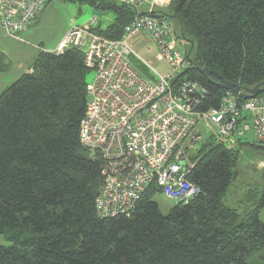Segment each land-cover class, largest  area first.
Wrapping results in <instances>:
<instances>
[{
    "label": "trees",
    "instance_id": "1",
    "mask_svg": "<svg viewBox=\"0 0 264 264\" xmlns=\"http://www.w3.org/2000/svg\"><path fill=\"white\" fill-rule=\"evenodd\" d=\"M79 1L113 13L106 28L95 27L109 39L136 15L116 0ZM151 14L175 21L194 44L178 79L199 81L216 100L223 81L251 88L264 79V0H171ZM37 50L28 71L0 92V234L10 241L0 245V264H250L255 252L264 261V189L252 184L241 211L222 202L242 148L264 158V144L240 140L228 149L208 136L191 155L188 178L199 192L188 203L162 214L151 184L129 215L100 217L101 162L79 141L84 51ZM9 66L0 51V73Z\"/></svg>",
    "mask_w": 264,
    "mask_h": 264
},
{
    "label": "built area",
    "instance_id": "2",
    "mask_svg": "<svg viewBox=\"0 0 264 264\" xmlns=\"http://www.w3.org/2000/svg\"><path fill=\"white\" fill-rule=\"evenodd\" d=\"M116 1L136 12L119 39L96 33L94 17L83 26L71 27L51 50L82 49L85 66L94 72L85 85L79 141L101 162L95 200L100 217L129 215L151 184L175 204L193 199L199 189L188 176L194 165L192 151L204 135L198 128L202 121L214 125L217 141L228 149L249 131L264 144V92L242 100L225 90L216 100L199 81L178 79L189 66L185 52L176 49L183 39L172 19L151 14L153 9L167 8L171 0ZM46 2L0 0V27L18 38L36 22ZM144 5L153 9L139 12ZM137 33L149 37L169 66L167 73L150 67L155 80L144 77L130 61L137 54L128 41Z\"/></svg>",
    "mask_w": 264,
    "mask_h": 264
},
{
    "label": "rangeland",
    "instance_id": "3",
    "mask_svg": "<svg viewBox=\"0 0 264 264\" xmlns=\"http://www.w3.org/2000/svg\"><path fill=\"white\" fill-rule=\"evenodd\" d=\"M153 8L144 5L138 8L139 12H147ZM96 18V26L104 29L114 18L111 11L94 8L87 2L65 1V0H49L44 7L39 20L31 27L27 33H23L21 37L22 42H18L8 38L0 29V48L6 52V56L10 63V69L7 72L0 73V92L8 86L13 80L18 78L20 72L26 69L27 63L31 60L35 53L32 45H42L41 49L48 51L54 50L58 42L61 40L65 32L73 26H83L87 24L92 18ZM176 24V22L174 21ZM129 46L137 54L130 56V61L136 70L144 77L155 80V75L152 72V67L155 71L165 73L169 67L163 58L158 55L152 41L143 33L133 35L129 41ZM189 44L183 40H178L176 49L181 53L186 52ZM13 78V79H12ZM94 78V72L89 70L87 73V83ZM7 82V83H6ZM198 128L202 129L204 133L203 138L208 136L215 137V127L208 122H200ZM201 141V140H200ZM199 141V142H200ZM242 142L253 143L255 137L251 131L247 132L241 139ZM197 143V145L199 144ZM193 149V153L197 148ZM191 152V153H192ZM192 153V154H193ZM264 165V158L260 154H255L249 148H242L240 152V159L236 166L237 174L232 181L228 191L222 199V202L241 211L244 207V202L240 199L244 198L245 191L251 187L252 184L261 186V179L259 170ZM154 201L162 214H167L174 206V202L168 200L163 194H158ZM259 220L264 223V208L259 213ZM10 241L6 236L0 234V245H9ZM261 252H255L249 256L247 261L250 264H264L260 258Z\"/></svg>",
    "mask_w": 264,
    "mask_h": 264
},
{
    "label": "water",
    "instance_id": "4",
    "mask_svg": "<svg viewBox=\"0 0 264 264\" xmlns=\"http://www.w3.org/2000/svg\"><path fill=\"white\" fill-rule=\"evenodd\" d=\"M183 41L190 44V50L193 48V42L189 39H186L184 36H182ZM188 56V54H187ZM200 72L205 76L209 77L211 74L215 75L219 79H221L220 74L217 71H212L209 68H200ZM222 86L225 90H228L235 94L238 98L242 100H246L252 97L257 96L258 94H261L264 92V79L257 83L255 86L251 88H247L246 86L239 87L238 84L223 81ZM260 179H261V190L264 189V165L259 170Z\"/></svg>",
    "mask_w": 264,
    "mask_h": 264
},
{
    "label": "crops",
    "instance_id": "5",
    "mask_svg": "<svg viewBox=\"0 0 264 264\" xmlns=\"http://www.w3.org/2000/svg\"><path fill=\"white\" fill-rule=\"evenodd\" d=\"M44 9V8H43ZM43 11V10H42ZM42 11L40 12V14H39V16H38V18H37V20H36V22L33 24V25H31L25 32H23V33H27L28 32V30L31 28V27H33L36 23H37V21L39 20V17H40V15H41V13H42ZM0 29L4 32V34L8 37V38H10V39H12V40H15V41H18V42H22L23 41V38L21 37V35L23 34V33H21L20 35H19V37L18 38H12V37H10V36H8L6 33H5V31L3 30V28H1L0 27ZM35 46H38V45H32V47L34 48V50H35V53H34V55L32 56V58H31V60L27 63V65H26V69L25 70H23L22 72H20V74H19V76L21 75V74H23V73H25V72H27L28 71V68H29V66H30V64L32 63V61L34 60V58L36 57V54H37V48L35 47ZM40 46H42V45H40ZM45 50V49H44ZM0 51L1 52H3L5 55H6V52H4V50L2 49V48H0ZM46 51H48V50H46ZM169 67V66H168ZM10 69V66H9V68H8V70ZM8 70H6L5 72H7ZM169 71V69L165 72V73H167ZM1 73H3V72H1ZM18 76V77H19ZM13 79V78H12ZM17 79V78H16ZM15 79V80H16ZM14 81V80H13ZM7 83V82H6ZM12 83V82H11ZM10 83V84H11ZM7 86H5V88H6ZM4 88V89H5Z\"/></svg>",
    "mask_w": 264,
    "mask_h": 264
}]
</instances>
